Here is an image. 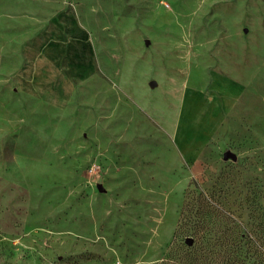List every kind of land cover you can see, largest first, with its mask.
I'll return each instance as SVG.
<instances>
[{"label": "rangeland", "instance_id": "obj_1", "mask_svg": "<svg viewBox=\"0 0 264 264\" xmlns=\"http://www.w3.org/2000/svg\"><path fill=\"white\" fill-rule=\"evenodd\" d=\"M151 22L185 44L140 74ZM240 233L264 241V0H0V264H204Z\"/></svg>", "mask_w": 264, "mask_h": 264}, {"label": "trees", "instance_id": "obj_2", "mask_svg": "<svg viewBox=\"0 0 264 264\" xmlns=\"http://www.w3.org/2000/svg\"><path fill=\"white\" fill-rule=\"evenodd\" d=\"M195 197V205L192 206V218L198 220V228H206L209 233H212L214 228L220 227L227 222V218L221 206L223 198L222 193L217 188H211L207 192H199ZM197 233V231H196ZM191 239V244H187V240ZM186 244L191 246L194 244L192 238L186 239ZM209 255L203 259L204 264H264V241L249 240L242 233L237 234L232 242L225 243L217 241L214 244H209ZM216 255L218 258L213 260L209 256ZM202 260H190L189 264H199Z\"/></svg>", "mask_w": 264, "mask_h": 264}, {"label": "crops", "instance_id": "obj_3", "mask_svg": "<svg viewBox=\"0 0 264 264\" xmlns=\"http://www.w3.org/2000/svg\"><path fill=\"white\" fill-rule=\"evenodd\" d=\"M135 19H122L120 24H118L119 28H120V34L118 36V45L121 48L122 51L126 50V45L128 42V38L127 35L130 33L129 37L131 38V42L134 43V47L135 49L139 48L140 46L138 45L139 42V37H137L136 32L132 31V26H131V21H133ZM163 26V25H162ZM144 28L146 34H147V38H149V40H151L150 45L149 43H147V47L146 49H142L140 48V52L141 55L143 56L144 54H146L145 58H146V62H142V64L138 67V73L141 74V66L143 65V67L145 65H161L160 63L162 62V55L160 56L161 51H163L164 49L166 51L171 50L174 51V53H172L171 55L169 54V56H171V60L169 62H174L173 58L179 63V56L182 55V51H183V46L185 44V37L184 35L181 33V31L179 30V28L175 25V24H171L169 25V27H161L159 25H156L155 23L151 22V23H147L145 24ZM141 30V29H140ZM129 33H128V32ZM157 36H159L160 38L163 37L165 42H168V39L170 40V46H167L159 41L157 39ZM162 39V40H163ZM161 40V39H160ZM169 48V49H168ZM149 57V60H148ZM108 72L109 71H113L115 69V65L114 64H108ZM125 68V67H123ZM156 69H160L158 67H156ZM140 70V71H139Z\"/></svg>", "mask_w": 264, "mask_h": 264}, {"label": "water", "instance_id": "obj_4", "mask_svg": "<svg viewBox=\"0 0 264 264\" xmlns=\"http://www.w3.org/2000/svg\"><path fill=\"white\" fill-rule=\"evenodd\" d=\"M223 159H224V160H228V159H230V160L234 161V160H235V156H234L233 154H231L230 152H226V153L224 154V156H223ZM187 244H188V245L191 244V239H188V240H187Z\"/></svg>", "mask_w": 264, "mask_h": 264}]
</instances>
